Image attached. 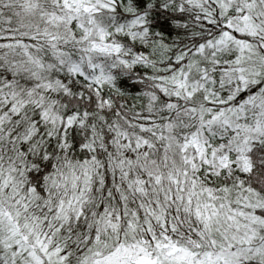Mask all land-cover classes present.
I'll list each match as a JSON object with an SVG mask.
<instances>
[{"label": "snow or ice", "instance_id": "obj_1", "mask_svg": "<svg viewBox=\"0 0 264 264\" xmlns=\"http://www.w3.org/2000/svg\"><path fill=\"white\" fill-rule=\"evenodd\" d=\"M0 264H264V0H0Z\"/></svg>", "mask_w": 264, "mask_h": 264}]
</instances>
